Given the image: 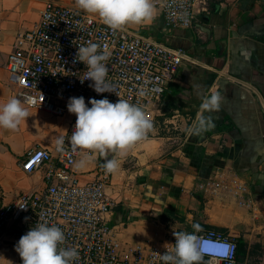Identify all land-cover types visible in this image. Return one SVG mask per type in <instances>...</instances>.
Wrapping results in <instances>:
<instances>
[{"label": "crops", "instance_id": "crops-1", "mask_svg": "<svg viewBox=\"0 0 264 264\" xmlns=\"http://www.w3.org/2000/svg\"><path fill=\"white\" fill-rule=\"evenodd\" d=\"M47 1L77 8L75 0H0V103L19 98L6 68L8 54ZM156 9L150 24L129 27L186 49L195 61L179 66L151 106L148 139L111 174L105 191L112 205L105 216L129 242L193 233V225L215 228L245 243L236 264H264V0H196L187 28L168 25ZM215 91L222 96L220 109L204 112L203 97ZM26 108L30 117L18 130L0 128V205L45 187L42 170L27 173L21 160L31 147H53L71 121ZM201 116L214 127L195 130ZM84 155L80 151L76 162ZM103 163L95 155L86 167H75L79 179H93ZM5 239L10 242L0 244V264H19V239Z\"/></svg>", "mask_w": 264, "mask_h": 264}, {"label": "built area", "instance_id": "built-area-1", "mask_svg": "<svg viewBox=\"0 0 264 264\" xmlns=\"http://www.w3.org/2000/svg\"><path fill=\"white\" fill-rule=\"evenodd\" d=\"M195 2L155 0L165 22L183 28L193 23ZM87 42L99 44L100 50L109 54L106 80L120 97L110 92L96 93L89 87L91 80L81 84L86 66L74 62V58L78 46ZM185 61L195 59L182 47L154 41L130 27L112 31L98 16L47 1L33 26L16 35L6 68L17 95L27 107L43 109L54 116H69L71 121L61 136L62 150L56 143L53 147L35 146L25 151L22 170L31 173L41 169L45 187L41 191L21 192L14 200L0 205V244L10 242L5 239L7 236L20 239L43 217L49 225L63 230L66 239L62 247L78 250L75 264H163L159 254L166 251L165 244L171 249L174 236L165 240L123 241L105 216L112 205L105 191L111 174L106 175L103 165H99L93 179H79L75 163L80 150L73 151L69 142L76 116L68 112L67 103L70 97L83 96L91 107L90 99L107 98L116 103L122 98L142 106L154 121L152 104ZM236 187L244 189L240 183ZM23 205H27L26 210L18 207ZM196 234L232 246L227 259L206 255L205 264L237 263L234 237L215 228Z\"/></svg>", "mask_w": 264, "mask_h": 264}, {"label": "clouds", "instance_id": "clouds-1", "mask_svg": "<svg viewBox=\"0 0 264 264\" xmlns=\"http://www.w3.org/2000/svg\"><path fill=\"white\" fill-rule=\"evenodd\" d=\"M76 7L89 15L98 16L112 31L122 30L129 26L150 24L156 17L155 0H75ZM97 43L87 42L78 46L74 62L86 66L81 84L91 80L89 84L96 93H115V87L107 82L108 67L106 61L109 54L100 50ZM222 96L219 91L205 95L201 109L213 112L220 109ZM88 107L85 98L70 97L67 110L76 116L74 130L69 136L73 151L86 153L75 163L77 169L86 167L98 155L104 158L105 174H116L120 161L125 159L130 150L138 143L148 139L153 131V121L142 106L119 98L116 103L107 98L90 99ZM30 117L29 111L21 99L12 97L0 103V128L16 131L22 121ZM214 127L212 121L204 116L197 121L195 130L203 131ZM64 138L57 140L58 150H62ZM112 153L113 157L108 158ZM26 210L27 205L18 206ZM27 220V218H25ZM194 232L173 231L175 243L169 250L160 255L163 264H202L207 255L212 259H227L231 245L227 242H212L199 237L196 232L202 231L199 225H193ZM63 230L55 224L40 217L38 222L22 235L15 245L22 264H75L79 258L75 248L62 247L65 244ZM211 264V262H209Z\"/></svg>", "mask_w": 264, "mask_h": 264}, {"label": "trees", "instance_id": "trees-1", "mask_svg": "<svg viewBox=\"0 0 264 264\" xmlns=\"http://www.w3.org/2000/svg\"><path fill=\"white\" fill-rule=\"evenodd\" d=\"M236 242H237V251L236 254H242L244 251V247H245V243L238 237L236 238ZM202 264H205V261L203 259Z\"/></svg>", "mask_w": 264, "mask_h": 264}]
</instances>
